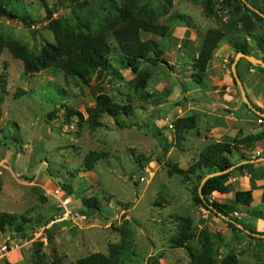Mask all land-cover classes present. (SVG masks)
Wrapping results in <instances>:
<instances>
[{"label":"rangeland","instance_id":"374dc122","mask_svg":"<svg viewBox=\"0 0 264 264\" xmlns=\"http://www.w3.org/2000/svg\"><path fill=\"white\" fill-rule=\"evenodd\" d=\"M244 4L242 0H19L14 7L34 21L31 26L0 17V36L37 54L56 43L59 24L74 32L104 35L117 72L98 71L86 84L55 67L26 73L23 62L8 48L0 54V217L4 213L25 217L34 230L21 237L0 229V264H35L37 243L43 244V264H72L94 253L108 256L113 246L124 248L122 264H191V251L200 252L203 242L217 264L227 257L233 264H264L262 235L235 231L194 204L198 175L176 170L187 171L196 162L199 137L193 130L185 134L191 141L181 143L176 120L168 114L170 105L180 99L179 90L202 87L209 77L211 62L203 84L193 80L194 60L208 30L222 29L226 34L213 59L221 47L235 52L234 44L240 42L247 43L253 56L264 57V52L257 53L264 51V21ZM261 4L264 10V0ZM123 9L171 27L180 44L141 34L144 41L161 43L166 64H141L139 73L121 64L113 32ZM174 14L187 16L193 26L170 22ZM188 38L195 39L191 46L185 43ZM179 45L182 51L177 53ZM232 54L225 63L229 72ZM248 69V62L240 61L241 78L254 81L257 76ZM20 92L25 93L15 99ZM101 94L119 106H130L132 115H104L102 127L92 128L87 110L96 106ZM54 110L56 115L50 117ZM155 131L172 144L168 153ZM90 152L106 154L91 170L85 166ZM237 157L234 151L232 160ZM139 158H151V163L141 168ZM63 185L71 188L72 195ZM67 197L71 215L65 218L61 202ZM91 199L97 200L100 211L85 207L83 200ZM236 210L234 216L241 214V222H248L251 230L264 217L257 197L251 209L236 205ZM184 219L193 220L197 237L186 248L172 249L169 243L181 232Z\"/></svg>","mask_w":264,"mask_h":264},{"label":"trees","instance_id":"16d2710c","mask_svg":"<svg viewBox=\"0 0 264 264\" xmlns=\"http://www.w3.org/2000/svg\"><path fill=\"white\" fill-rule=\"evenodd\" d=\"M61 1L64 3V1L76 0ZM246 1L264 14V10L259 7H262L261 0ZM18 3L19 0H0V17L17 20L27 26H31L34 21H32L27 14L20 13L14 7V5ZM245 8L247 11L253 13L259 20L264 21L263 17L258 13L252 11L246 5ZM170 22L184 23L187 27L193 26L191 20L187 16L180 14L172 15L170 17ZM114 29L113 36L121 51V64L125 65V67L130 69L133 73H139V66L141 64H150L152 66L166 64L163 58L165 52L161 43L155 40H142V32L151 33L162 39L171 38L173 41H178V39L173 36L171 27L168 24H159L154 17H136L128 9L120 11L118 22L114 24ZM225 36L226 34L222 29L208 30L204 36L201 50L198 57L194 60V69L196 72L193 75V80L198 85L203 84L209 63L213 59L215 51L224 40ZM5 48H8L16 59L23 62L24 71L30 74L37 73L49 67H55L60 69L65 76L88 84L98 71H104L107 74L117 73L112 65L111 44L104 35L92 36L81 32H74L68 30V28H64V26L60 24L57 26L56 43L47 44L39 54L28 50L27 47L18 42L5 40L0 36V54ZM234 50L236 55L239 52L252 55V51L247 46L246 42L235 43ZM234 59L235 57L232 59L231 64L234 62ZM242 60L243 59L240 61ZM248 64L254 69L257 68L252 66L249 62ZM257 69L264 73L263 68ZM231 77L233 78L232 74ZM233 81L234 85L237 87L234 78ZM22 93L25 92L17 93L14 96L15 99H18ZM254 107L262 112L260 108ZM243 108L252 112L245 104H243ZM67 111L70 116L74 115L71 109L68 108ZM87 111L89 115L88 123L94 129L102 127L100 120L104 115L116 118L119 114L129 116L133 113V109L130 106H119L113 103L110 96L107 94L99 95L96 99V106L94 108H89ZM56 113L57 111L54 110L49 116L53 117ZM253 114L264 122V118L254 112ZM119 126L125 128L122 124H119ZM174 127L178 134L177 138L182 143L186 133L197 129V118L195 116L178 118L174 123ZM155 137L162 145L164 152L168 153L172 144L168 141L166 136H164L162 132L155 131ZM261 137L260 135L246 137L239 135L234 138L229 137L222 142L210 144L200 152L196 162L187 171L177 169L176 172L183 175H198L196 178L199 184L195 187L196 189L193 197L194 204L197 207L215 214L224 225L235 231L241 232L236 224L229 220L222 219L219 217V214L226 216L228 219H233L236 223L244 226L246 230H249L253 234L264 236V233L251 230L248 225L243 224L239 219L233 216L234 212H236V205L249 206L253 202L252 191H237L233 201L234 204L232 205L211 200L213 194H228L231 192L232 188L228 184L229 177L234 171L243 170L248 167L249 164L241 165L227 174L208 179L201 193L199 191L200 185L207 175L227 171L236 165V162L231 158L236 148L241 144L249 145ZM1 143L2 140L0 139V144ZM105 157V153L90 152L85 157V166L87 169L91 170L96 162ZM138 163L141 168H145L151 163V158H139ZM63 187L68 190V195H72L70 187L67 185H63ZM83 202L87 209L100 211V206L96 199L83 200ZM183 222L184 226L181 232L176 237H173L169 243L172 249L186 248L188 243L197 237L193 220L184 219ZM29 223H31L29 219L15 214L4 213L0 217V229L3 233L10 232L20 235L21 237H27L28 232L31 233L30 235L34 234V230L28 227ZM42 245V243H37L36 245L37 261L35 264H43L41 252ZM123 249V247L113 246L108 256L102 253H94L72 264H122L120 259ZM191 258V264H217L212 258L211 250L206 242L202 243L200 252L194 253L191 251ZM149 264L159 263L154 261ZM220 264H233V260L227 257L223 259Z\"/></svg>","mask_w":264,"mask_h":264},{"label":"crops","instance_id":"0c3cea01","mask_svg":"<svg viewBox=\"0 0 264 264\" xmlns=\"http://www.w3.org/2000/svg\"><path fill=\"white\" fill-rule=\"evenodd\" d=\"M187 31L188 29L186 28ZM175 38L178 39L177 37ZM194 41L195 39L188 38L185 43L187 44L189 42L191 46ZM174 43L180 44L179 39L178 41H174ZM181 49L182 45H179L177 47V53L182 51ZM185 51H187V48L182 52L184 56ZM218 52L211 61L212 66L209 68L210 74L205 84L199 88L192 87L179 90L181 92L180 99L179 101L174 100L175 102L172 104L174 107L170 105L168 114H170L169 117H172L171 119L173 121L181 117L195 116L197 118L195 135L199 137L197 140L201 148L200 152L206 146L222 142L229 137L234 138L239 135L243 137L262 136L257 141L249 145L241 144L234 150L238 154V157L234 160L236 165L248 162L247 164L249 166L243 170L234 171L231 174L228 179V184L232 188L231 192L228 194H214L215 198L214 196L213 198L219 203L229 204V201H234L237 191H252L253 202L245 207L251 209L256 197L264 206V123L260 124L258 122L260 119L255 118L253 112H249L243 108V100L241 95L239 96L237 87L234 85L233 78L231 77V68L230 72L226 70L225 63L228 62V58L232 53L234 57L236 53L224 47H221ZM263 52L261 49L257 51V53L262 54ZM258 58L264 60L262 56ZM239 64L240 62L237 64V71ZM252 69L249 66L248 71L251 75L257 76L254 81L249 80V78L243 80L239 71L238 74L244 84L250 102L253 106L260 108L262 113H264V87L261 91L257 92L260 85L263 84L264 86V73L258 69L252 72ZM251 95L253 98H251ZM190 141L191 136L187 135L185 136L183 144H188ZM206 142L208 144L205 145L204 143ZM234 214L238 215L237 210ZM263 218H260L259 222H256L254 228L257 232H264ZM237 219L242 221L244 218L240 214ZM245 224L247 225L248 222Z\"/></svg>","mask_w":264,"mask_h":264},{"label":"water","instance_id":"95a60500","mask_svg":"<svg viewBox=\"0 0 264 264\" xmlns=\"http://www.w3.org/2000/svg\"><path fill=\"white\" fill-rule=\"evenodd\" d=\"M246 6L248 8H250L252 11L258 13L260 16H262L264 18V14L261 13L259 10H257L255 7H253L251 4H249L246 0H242ZM241 59H245L247 62H249L252 66L254 67H257V68H263L264 69V60L256 57V56H253V55H248L246 54L245 52H239L236 56H235V59H234V62L232 63L231 65V73L233 75V78L237 84V87L240 91V95H241V98L243 100V103L245 105L248 106V108L254 112L255 114L259 115L260 117L264 118V113H262L261 111H258L254 106L253 104L250 102L249 98H248V95L246 93V90H245V87H244V84L242 82V80L240 79L239 77V74H238V71H237V64L238 62L241 60ZM248 162H243V163H239L235 166H233L232 168H230L229 170L227 171H224V172H217V173H214V174H209L207 175L201 185H200V188H199V191L201 193L202 191V188L204 186V184L206 183V181L210 178H213V177H216V176H221V175H224V174H227L233 170H235L237 167L241 166V165H246ZM202 196V195H201ZM219 217H221L222 219L224 220H229L230 222L236 224V226L242 230L243 232H246L247 234H251V235H254V236H258V235H255V234H252L249 230H246L242 225L236 223L233 219H228L226 216L224 215H221L219 214ZM264 238V236H261Z\"/></svg>","mask_w":264,"mask_h":264},{"label":"built area","instance_id":"2783aa9c","mask_svg":"<svg viewBox=\"0 0 264 264\" xmlns=\"http://www.w3.org/2000/svg\"><path fill=\"white\" fill-rule=\"evenodd\" d=\"M254 71H255V69L253 68L252 72H254ZM258 122L260 124L264 123L262 120H259ZM144 180H145V178H141V181H144ZM60 193H61V189H58L56 194H60ZM61 205H62V207L64 209L63 210V214H62L63 217H65V218L69 217L71 215V212L69 210V206L71 205V199L69 197H67L65 200H63L61 202Z\"/></svg>","mask_w":264,"mask_h":264}]
</instances>
